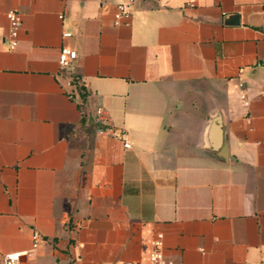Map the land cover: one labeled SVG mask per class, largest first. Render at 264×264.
<instances>
[{
  "label": "crops",
  "instance_id": "1",
  "mask_svg": "<svg viewBox=\"0 0 264 264\" xmlns=\"http://www.w3.org/2000/svg\"><path fill=\"white\" fill-rule=\"evenodd\" d=\"M125 1L0 0V264H263L264 0Z\"/></svg>",
  "mask_w": 264,
  "mask_h": 264
},
{
  "label": "built area",
  "instance_id": "2",
  "mask_svg": "<svg viewBox=\"0 0 264 264\" xmlns=\"http://www.w3.org/2000/svg\"><path fill=\"white\" fill-rule=\"evenodd\" d=\"M136 0H127L123 3L117 5L115 12V24H130L131 17L134 12ZM190 6L194 5V2H189ZM7 18L9 20V38H10V48L15 49L19 43V34L23 27V21L19 12L12 9L7 12ZM65 38L72 36L71 32H65L63 34ZM78 56V52L75 49H71L67 46L61 48L59 55V64L61 67H69ZM241 98L244 101L245 106H249V101L245 93H242ZM96 115L98 118V123L100 124L99 133L101 135H111L124 140L126 148L131 147L130 142L126 139L125 130H117L114 126L108 123L105 116V110L103 107H98L96 109ZM41 235L36 233L34 235V247H38ZM163 236L160 234L153 241V248L150 252V264H175L174 260L168 258L164 252ZM30 250H19L8 252L2 255L1 264H21L23 258L27 257ZM118 264V263H114ZM121 264H137L134 261L122 262ZM264 264V263H263Z\"/></svg>",
  "mask_w": 264,
  "mask_h": 264
},
{
  "label": "trees",
  "instance_id": "3",
  "mask_svg": "<svg viewBox=\"0 0 264 264\" xmlns=\"http://www.w3.org/2000/svg\"><path fill=\"white\" fill-rule=\"evenodd\" d=\"M76 80H80L78 76H76ZM79 90L82 93L84 101L87 99V92L85 91V87L82 84H79ZM81 112H82V117L85 118V112L83 110L82 105H80Z\"/></svg>",
  "mask_w": 264,
  "mask_h": 264
},
{
  "label": "water",
  "instance_id": "4",
  "mask_svg": "<svg viewBox=\"0 0 264 264\" xmlns=\"http://www.w3.org/2000/svg\"><path fill=\"white\" fill-rule=\"evenodd\" d=\"M231 21H234V23H238V18L237 16H231ZM224 148V147H223Z\"/></svg>",
  "mask_w": 264,
  "mask_h": 264
}]
</instances>
